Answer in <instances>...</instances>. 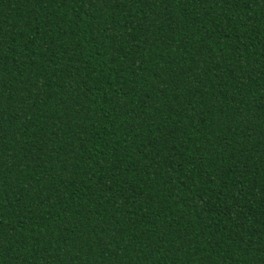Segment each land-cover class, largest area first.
I'll return each mask as SVG.
<instances>
[{"label": "trees", "instance_id": "trees-1", "mask_svg": "<svg viewBox=\"0 0 264 264\" xmlns=\"http://www.w3.org/2000/svg\"><path fill=\"white\" fill-rule=\"evenodd\" d=\"M0 264H264V0H0Z\"/></svg>", "mask_w": 264, "mask_h": 264}]
</instances>
